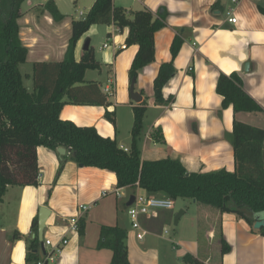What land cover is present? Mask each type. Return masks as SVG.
Instances as JSON below:
<instances>
[{
    "label": "crops",
    "instance_id": "1",
    "mask_svg": "<svg viewBox=\"0 0 264 264\" xmlns=\"http://www.w3.org/2000/svg\"><path fill=\"white\" fill-rule=\"evenodd\" d=\"M48 1H53L58 9L54 0ZM112 1L114 6L129 12L144 8L154 14L162 8L167 11L165 25L154 34V60L138 72L134 83V91L140 94L141 101L131 99L128 76L138 46L125 45L127 27L118 29L110 23L112 29L107 31L101 46L109 49L104 63L97 60L99 68L94 69L96 73L91 77L87 76L90 69L84 73L85 82L99 83L109 105L67 102L61 109V118L80 126H93L101 135L115 139L119 147L127 150L131 143L132 108L144 102L145 112L138 137L141 159L170 156L179 159L188 172L220 168L233 171L231 132L234 119L264 129V14L260 11L264 0H238L234 10L235 23L226 20L225 11L234 5L232 0ZM28 3L27 8H20L18 24L20 39L28 48L26 62L20 65V71L31 77L33 63L63 59L71 24L65 26L54 21L43 8L45 2ZM174 38L181 41L173 59L175 71L162 88L164 98L171 97L172 100L157 104L153 97V80L160 64L171 59ZM87 41L88 48L92 47L88 38L79 50L75 44L76 61L81 59L82 51L88 49H84ZM220 72L239 74L244 90L263 110L260 113H234L231 106L222 108V97L216 92ZM29 76L24 83L31 89ZM106 110L114 112L115 124L106 119ZM37 164L38 185H8L2 195L0 264H27L24 236L32 237L31 224L34 217L38 218L41 206L50 212L42 232L43 242L50 239L56 243L61 237L68 239L62 250L54 255L52 264H109L112 251L96 247L101 225H118L125 230L130 264H165L170 259L167 251L188 254L206 264H264V236L252 231L233 213H221L194 200L187 201L196 207L195 224L188 237L181 231L167 229L182 210L174 222L179 225L188 205L158 208L139 216L138 222L144 231L139 239L136 237L138 230L132 227L127 213V202L131 195L147 196L144 190L137 185L117 187L113 173L77 164L66 148L65 153L60 154L57 149L39 146ZM116 189L120 195L114 193ZM126 189L129 192L125 194L123 190ZM175 201L177 199L173 203ZM80 205H86L88 209L82 212ZM72 215H79L83 221L81 233L68 229L67 219ZM201 227H205V241L199 238ZM15 231L23 237L12 239ZM220 238L230 247L223 254L220 253ZM44 247L45 252L52 249V246Z\"/></svg>",
    "mask_w": 264,
    "mask_h": 264
},
{
    "label": "trees",
    "instance_id": "2",
    "mask_svg": "<svg viewBox=\"0 0 264 264\" xmlns=\"http://www.w3.org/2000/svg\"><path fill=\"white\" fill-rule=\"evenodd\" d=\"M24 0H0V202L8 185H38L37 148L56 150L66 148L70 158L81 166H92L113 173L116 186L135 187L147 196L161 195L171 200L190 199L219 212L233 213L243 219L252 231L264 236V226L254 228L256 220H264V129L234 119L231 143L234 170L220 168L212 171L188 172L182 162L170 156L158 159H141L138 137L145 112L144 102L133 106L130 147H119L115 139L101 135L93 126H80L60 116L63 105H109L106 94L97 81H84L87 69L99 68L92 47L84 51L81 59L74 58L77 39L91 24L113 23L118 29L128 28L125 45L138 46L131 62L130 83L138 72L154 60V34L165 25V8L156 14L149 9L129 12L113 5L112 0H94L86 17L71 21V34L61 61L33 63L31 77L20 71L26 62L28 48L19 36L18 18ZM54 21L63 15L53 1L43 4ZM264 14V6L260 7ZM131 15V18L128 16ZM181 41L173 39L171 59L160 64L153 80V97L157 104H167L162 88L173 75V59ZM30 77L29 89L24 79ZM216 92L222 97L221 107L231 106L234 113H260L263 108L243 88L236 72H220ZM105 117L115 124L114 112L106 110ZM37 217L31 224L25 261L37 264L42 260L40 241L37 238ZM79 219L78 231H83ZM23 237L17 231L11 238ZM126 232L118 225H101L97 248L112 251L109 264H130L125 242ZM220 238V253L229 250ZM44 255V254H43ZM184 264H206L191 255L181 259Z\"/></svg>",
    "mask_w": 264,
    "mask_h": 264
},
{
    "label": "rangeland",
    "instance_id": "3",
    "mask_svg": "<svg viewBox=\"0 0 264 264\" xmlns=\"http://www.w3.org/2000/svg\"><path fill=\"white\" fill-rule=\"evenodd\" d=\"M31 1L33 4H38V3H44L48 0H24L20 8L25 9L28 7V2ZM58 6L59 12L63 15L62 20L60 21L61 24H65V26L71 24L72 20H78L81 18H85L86 14L89 9V5L92 0H54ZM80 11L83 12V14H80ZM67 28V27H65ZM111 25L109 24H91L87 31L83 33L76 41V48L79 50L80 48L83 47V44L85 40L88 38L90 39V45L93 47V53L94 57L96 60H99L100 62L104 63V57L109 53V49H102V44L106 40V33L107 31H111ZM83 51L82 54L83 55ZM82 57V56H80ZM27 67L23 69V71H27ZM94 69H90V71L87 72V76L91 77L93 74H95ZM28 81L25 79V82ZM27 83V82H26ZM25 83V85H26ZM29 85V84H28ZM27 86V85H26ZM145 131V127L142 129L141 136H143V133ZM64 163V162H63ZM129 189L123 190L126 193H128ZM161 196V195H159ZM125 199V196L121 198L123 201ZM191 202L190 199H177L174 204V208L178 206H185L188 205V210L186 215L183 217L179 225H176L174 223V220L172 219L171 222L169 223V226H167V229L169 231L176 230L178 232H183L186 236L190 237L189 234L191 232V226L194 227L193 225L195 224V217H196V211L193 204L187 203ZM121 207H123V204L120 202ZM264 215V211L261 212ZM91 227V226H90ZM205 227H201L200 233H199V238L202 241H205ZM167 255L170 257V259L165 262V264H179V262H183L182 260H179V257L185 256V254L177 255L176 252H173L172 254L167 251Z\"/></svg>",
    "mask_w": 264,
    "mask_h": 264
},
{
    "label": "built area",
    "instance_id": "4",
    "mask_svg": "<svg viewBox=\"0 0 264 264\" xmlns=\"http://www.w3.org/2000/svg\"><path fill=\"white\" fill-rule=\"evenodd\" d=\"M238 0H232L234 5H231L227 8L226 12V20L230 23L236 22V16L234 15L235 5ZM80 14H83L80 11ZM106 45V44H104ZM190 69V68H189ZM108 89V88H107ZM137 185V183H136ZM116 195H120L119 189L114 190ZM105 195V192H103ZM173 207V200L164 196H146L135 194L133 202L128 207V215L131 219V225L134 229H137L136 237L141 239L144 235V231L141 229L140 224L138 222V218L141 214L150 213L155 209H171ZM79 209L83 212L88 209L86 205H80ZM80 216L72 215L67 219L68 229L71 231H78V222ZM68 243V239L65 237H61L58 242L53 243L50 239H46L44 241V245L52 246V249L48 252H45L43 255V259L39 260L37 264H52L53 257L56 253L62 250V247ZM183 264V263H180Z\"/></svg>",
    "mask_w": 264,
    "mask_h": 264
},
{
    "label": "water",
    "instance_id": "5",
    "mask_svg": "<svg viewBox=\"0 0 264 264\" xmlns=\"http://www.w3.org/2000/svg\"><path fill=\"white\" fill-rule=\"evenodd\" d=\"M87 48H88V41L84 45V49H87ZM134 83H135V78H133L131 83H130V87H129L130 97L133 101L140 102L141 96L137 91H134ZM57 151L60 154H64L65 148L64 147H58ZM133 200H134V195H131L127 204L130 205L133 202ZM49 213H50L49 210L45 206H41L39 208L38 218H37V224H38V226H37V238L40 241L41 256H43V254L45 253V247H44L42 232H43V229L45 228L46 219H47V216ZM181 213H182V210H180L176 214V216L174 218L175 223L177 222ZM261 226H264V220H256L254 223V228H259Z\"/></svg>",
    "mask_w": 264,
    "mask_h": 264
}]
</instances>
